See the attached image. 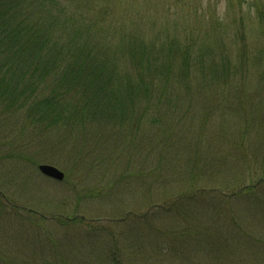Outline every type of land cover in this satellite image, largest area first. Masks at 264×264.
Here are the masks:
<instances>
[{"label":"rangeland","instance_id":"rangeland-1","mask_svg":"<svg viewBox=\"0 0 264 264\" xmlns=\"http://www.w3.org/2000/svg\"><path fill=\"white\" fill-rule=\"evenodd\" d=\"M58 6L68 17H48L50 34L61 35L66 51L107 42L116 78L140 77L138 50H130L142 41L154 43L160 58L172 53L179 62L184 53L189 69L177 67L179 83L148 88L123 115L109 103L88 112L82 89L67 90V80L65 111L73 103L79 119L47 126L0 115V264H264V0ZM221 50L234 71L225 70ZM76 52V61H59L61 69L84 64ZM147 72V83L163 86ZM52 78L40 93L57 90ZM40 164L57 167L63 179L43 175Z\"/></svg>","mask_w":264,"mask_h":264},{"label":"trees","instance_id":"trees-1","mask_svg":"<svg viewBox=\"0 0 264 264\" xmlns=\"http://www.w3.org/2000/svg\"><path fill=\"white\" fill-rule=\"evenodd\" d=\"M48 3L56 8L45 7V4ZM104 7L106 9H102L103 12L107 11L109 5L106 4ZM48 17L61 22L68 17L67 9L59 7L58 0H0V115H4L5 121L11 114H16L21 119H25L27 116L30 120L49 121L47 126L58 121L66 122V120L79 119L80 110L72 111L77 108L73 103H69L67 107L71 108L69 111H65V94L69 92L60 89V85L65 80L68 81L69 88L67 90L72 91L73 87L82 89L80 94L84 104L86 101L92 106L91 109H87L85 105L88 112H98L101 106L109 103L112 111L117 110L119 114L123 115L129 110H134L135 98L141 94L147 95L148 88L154 90L164 88L166 90L171 81H176L172 79L177 77L175 73H178L177 67L185 66L189 69V59L184 53L180 52L181 60L179 62L175 60L174 57L176 56L172 53H167L168 57L167 54H164L160 58L158 48H155L154 43L147 41H139L140 43L134 45L130 50L131 54L134 53L132 49L138 50L136 54H138L139 59L133 58H135V63L138 66L135 68H138L137 75L140 76L139 78L136 75L132 77L133 74L116 78L113 69H109L105 61L106 52H108L107 42H100L95 47H90L91 45L85 47L82 44L74 46L81 53L79 56H84V64L61 69L59 61L65 57L76 61L71 56H76L77 52L75 49L65 50L63 45L65 43L58 32L50 34L51 30L47 24ZM136 36L140 35L131 34L127 39ZM83 47L89 51L85 53ZM167 48L169 52L170 44ZM172 50L178 51L177 46L175 45ZM94 51L97 53L93 54ZM109 52L114 53L110 49ZM220 54L226 59V62L223 63L225 70L234 71L235 67L229 61L230 56L224 51ZM147 70L152 77L161 78L162 81L159 83H163V86L147 83L145 81L146 75H149ZM212 70L216 71L217 69L213 66L210 71ZM50 75L53 76L51 85L56 82L54 86H58L57 90L48 94L40 93L42 92V84ZM104 77L109 78L106 79L107 81H102ZM131 77L134 79L133 83ZM115 78L117 86L113 84ZM92 90H94L95 95L91 94ZM89 91L90 93H87ZM87 94L98 99L94 102L87 97ZM99 99H102L101 104H98ZM56 104L63 108L59 109ZM24 126L26 125L22 123L21 132L24 131ZM244 190H248V188H242L239 193ZM6 200L8 203L10 202L8 199ZM32 215L36 220L40 219L35 212ZM63 219L60 217L58 221L64 225L77 222L75 218H72L69 223ZM34 227H39L38 222H34L33 226L29 228L32 230ZM31 232L28 231L27 234ZM36 237L40 239V236L36 235ZM44 241H38L37 246L45 247ZM51 241L52 239H50ZM64 242L62 241V243ZM52 243L54 244V242ZM111 251L109 249V254Z\"/></svg>","mask_w":264,"mask_h":264},{"label":"water","instance_id":"water-1","mask_svg":"<svg viewBox=\"0 0 264 264\" xmlns=\"http://www.w3.org/2000/svg\"><path fill=\"white\" fill-rule=\"evenodd\" d=\"M38 169L40 172L48 177H51L56 180H62L63 179V172L60 171L55 166L49 165V164H40L38 166Z\"/></svg>","mask_w":264,"mask_h":264}]
</instances>
